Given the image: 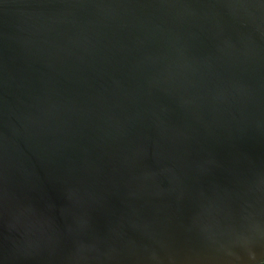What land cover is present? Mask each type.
<instances>
[{"label": "water", "instance_id": "water-1", "mask_svg": "<svg viewBox=\"0 0 264 264\" xmlns=\"http://www.w3.org/2000/svg\"><path fill=\"white\" fill-rule=\"evenodd\" d=\"M264 262V0H0V264Z\"/></svg>", "mask_w": 264, "mask_h": 264}, {"label": "trees", "instance_id": "trees-1", "mask_svg": "<svg viewBox=\"0 0 264 264\" xmlns=\"http://www.w3.org/2000/svg\"><path fill=\"white\" fill-rule=\"evenodd\" d=\"M260 264H264V262L263 263H260Z\"/></svg>", "mask_w": 264, "mask_h": 264}]
</instances>
